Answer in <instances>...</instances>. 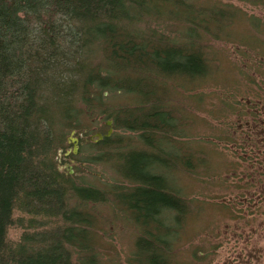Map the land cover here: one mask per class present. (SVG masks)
<instances>
[{"label": "trees", "instance_id": "trees-1", "mask_svg": "<svg viewBox=\"0 0 264 264\" xmlns=\"http://www.w3.org/2000/svg\"><path fill=\"white\" fill-rule=\"evenodd\" d=\"M239 16L247 30L233 36ZM262 36L264 18L220 0H0V264H182L177 244L200 204L170 174L209 176L213 166L207 150L184 138L165 81L181 89L205 82L219 68L214 41L234 39L262 55ZM99 120L135 133L86 144L127 185L102 189L58 168L66 136L90 133ZM249 152L239 158L262 162ZM229 166L243 175L238 162ZM104 203L135 226L123 260L102 249ZM15 210L30 218L12 242Z\"/></svg>", "mask_w": 264, "mask_h": 264}, {"label": "rangeland", "instance_id": "rangeland-1", "mask_svg": "<svg viewBox=\"0 0 264 264\" xmlns=\"http://www.w3.org/2000/svg\"><path fill=\"white\" fill-rule=\"evenodd\" d=\"M220 1L238 6L246 14L264 18V7L236 0ZM239 17L231 27L233 36L243 35L247 30L242 16ZM262 46L264 48V40ZM212 47L219 57L215 76L205 82L189 84L187 90L181 89L177 81H165L170 97L169 102L167 98L165 102H168L167 107L175 108L183 122L184 138L191 139L194 147L207 150V158L213 166L209 176L206 171L195 176L184 171L176 176L170 174L177 188L194 198L195 204H200L182 229L177 257L182 264H264V160L260 154L264 147V53L261 55L256 50L238 45L234 39L214 41ZM112 101L123 104L126 98H112ZM225 101L229 107L223 111ZM180 110L182 113L177 112ZM108 121L110 133L133 134L113 128L111 120ZM103 124L105 120L96 121L90 133L74 130L73 136H77L80 143L73 154L74 163L68 167L63 157L72 152L67 141L69 133L64 148L57 152L58 168L72 175L78 183L93 184L102 189H108L110 183L127 185L113 163L106 157L93 160L96 152L93 148H86L88 141H97L95 136L89 140L88 135L95 133ZM227 135L232 140L229 141ZM246 139L255 141L250 146L247 145L249 141H244ZM255 143L259 150H253L256 149ZM65 148L67 153L64 154ZM251 150L254 155H259L262 162L239 158L242 154L247 156ZM234 162L239 163L243 175L242 171L237 175L231 173L232 166L229 165ZM247 172L251 177L246 176ZM99 209L102 249L108 255L123 260L133 250L135 226L119 211L115 217V211L107 203L101 204ZM13 218L16 222L8 228L7 238L16 242L26 230L30 215L15 210ZM196 256L204 257L198 259Z\"/></svg>", "mask_w": 264, "mask_h": 264}, {"label": "flooded vegetation", "instance_id": "flooded-vegetation-1", "mask_svg": "<svg viewBox=\"0 0 264 264\" xmlns=\"http://www.w3.org/2000/svg\"><path fill=\"white\" fill-rule=\"evenodd\" d=\"M105 124L108 125L109 127L105 130L104 133H102L100 130H96L95 133L88 135V139L90 140V139H92V136H95L97 140H100V139H102L103 136H108L110 133L109 134H107V133H108V130L111 129L110 128L111 124H108V120L105 121ZM97 133L101 134V138H98ZM73 137H76L77 139L73 140V139H70V137L68 136V140H67L68 143H70V145L72 146V152H71V154L69 156L67 155V156L63 157L64 159H66V164L68 165V167L73 165V163H74V159H73V154L75 153L74 152V145H76V148H77L79 143H80V141L78 140L77 136H73ZM65 153H67V148H65L64 154Z\"/></svg>", "mask_w": 264, "mask_h": 264}, {"label": "water", "instance_id": "water-1", "mask_svg": "<svg viewBox=\"0 0 264 264\" xmlns=\"http://www.w3.org/2000/svg\"><path fill=\"white\" fill-rule=\"evenodd\" d=\"M109 123H110V122L108 121V124H109ZM110 131H111V130L109 129L107 134H109ZM73 134H74V130H72V131L70 132L69 137H70V139L76 140L77 138H76V137H73ZM97 136H98V138H101V134H100V133H97ZM75 150H76V145H74V152H75Z\"/></svg>", "mask_w": 264, "mask_h": 264}]
</instances>
